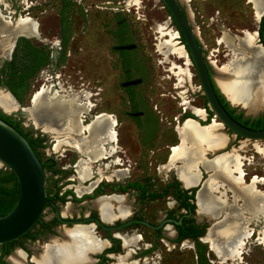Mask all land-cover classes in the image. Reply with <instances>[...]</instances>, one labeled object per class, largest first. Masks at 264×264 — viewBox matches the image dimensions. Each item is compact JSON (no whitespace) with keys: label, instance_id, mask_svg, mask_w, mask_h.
<instances>
[{"label":"rangeland","instance_id":"rangeland-1","mask_svg":"<svg viewBox=\"0 0 264 264\" xmlns=\"http://www.w3.org/2000/svg\"><path fill=\"white\" fill-rule=\"evenodd\" d=\"M20 1L0 0V9L4 11V7H7L17 16L16 8L20 6ZM106 3L116 4L117 7L108 8ZM182 4L191 16L218 84V80L225 76L220 67L233 58L231 47L237 48L246 33H255L257 36L261 18L256 20L255 10L249 0H184ZM28 15L38 19L40 35L31 38L19 36L10 60L0 53V88L10 91L20 105L25 107L32 105L34 92L49 82H59L64 94L75 91L82 96H79L80 99L90 93V100L94 104L92 114L108 112L118 118L116 131L119 151L116 155L123 159V167L129 168L127 180L144 182L146 178H151L153 182L150 187L160 190L166 180L177 178L174 168L159 170L160 165L168 162L171 147L181 141L175 130L177 124L184 123L189 117L208 124L216 116L213 114L211 120H208L209 105L197 70L162 0H28ZM226 35L233 38L232 44L222 42V37ZM11 41L8 37L4 43ZM242 46L247 48L243 44ZM3 49L4 47L2 51ZM247 49L254 56L256 48ZM225 97L229 99L226 95ZM228 101L237 112L264 116V105L259 109L256 101L252 102L253 108L256 107L255 111L242 100ZM20 109L22 108L17 110ZM196 109L204 111V119L193 113ZM15 111H8L11 113L9 115L19 121L26 131L40 136L45 134L50 140L52 136L60 135L53 130L45 131L35 127L28 116ZM186 113L193 116H187ZM89 119L87 117L86 121L89 122ZM54 124L58 128L63 126L56 118ZM222 131L228 138L226 146L208 151L206 159H214L222 155L220 153L237 149L246 173L245 182L250 183L254 176L264 178V139L238 136L223 124ZM62 136L76 135L65 131ZM54 146L55 142H48L40 150L44 160H54L56 169L62 170L61 165H65L61 161V158L64 160L62 153L68 154L77 163L80 156L73 150L65 151L68 147L64 144V148L60 147L59 150ZM175 164L183 163L178 160ZM98 166L94 170L106 171L98 169ZM121 167L119 164H112L108 168L112 170ZM67 170V174L59 179L60 171L45 169L47 196H53L59 188L64 191L71 188L72 184H78L77 172L71 167ZM9 171L10 168L0 161V173ZM199 171L204 178L212 173L206 166H201ZM105 175L111 176L113 173L107 171ZM67 177H76V180L70 181ZM257 188L264 191V180H259ZM72 189L75 190V187ZM133 190L130 189L126 195L128 208L112 204L113 219L118 216L123 220L127 218L125 216L130 213L135 200ZM105 192L111 194L112 190ZM217 192V195L224 192L229 203L235 204L217 209L212 219L199 217V213L197 216L207 219L208 226L212 221L223 219L221 224L243 221V226L252 229L253 234L246 239L240 256L222 262L207 243L199 240L192 242L191 249L164 250L157 258L161 261L159 264H264V211L256 214L254 208L245 202V194L237 191L230 183L228 186H220ZM114 195L118 197V194ZM254 198L258 203L264 201L259 194ZM73 204L72 213L79 211V204ZM94 204L97 206L95 201ZM146 205V212L155 214L164 205V201L147 202ZM60 208H64L63 212L67 214L72 206L69 203ZM97 208L99 209L98 206ZM49 212L50 207L43 214V219L49 216ZM234 212L239 213L243 219L238 218ZM135 227L133 229L136 230ZM129 233H132L130 228ZM136 233L143 235L145 241H151L150 228L140 226ZM218 239L223 243L222 236ZM131 252L126 256H119L114 263L123 257L128 259ZM23 262L20 259L17 264Z\"/></svg>","mask_w":264,"mask_h":264},{"label":"bare ground","instance_id":"bare-ground-1","mask_svg":"<svg viewBox=\"0 0 264 264\" xmlns=\"http://www.w3.org/2000/svg\"><path fill=\"white\" fill-rule=\"evenodd\" d=\"M181 2H184V0H181ZM249 2L252 3L255 10L256 20H259L264 12V0H249ZM39 35L40 25L38 19L27 14L26 16L20 15L16 21H9L0 14V53L6 59L10 60L12 58V52L16 47L19 36L31 38ZM8 37L12 41L5 44L4 42ZM221 40L226 45L233 43V38L229 35L223 36ZM242 44L247 48L255 47L254 56ZM231 48L233 58L220 67L225 76L223 79L218 80V85L232 102L242 100L255 111L256 107L253 108L252 102L256 101V105L260 109L264 105V48L258 44L255 33H246L245 37L238 43L237 48ZM176 50L179 51L178 48ZM90 95V93H86L85 98L80 99L82 96L75 91H67L64 94L59 82H49V84H44L34 92L31 101L34 105L27 108L21 106L10 91L0 88V107L2 109L8 112L24 108L29 112L28 117L35 127L45 131L53 130L55 133L60 134L55 139L54 148L56 150H59L61 145L67 144L81 154L75 165L80 182L75 185L78 195L91 191L98 182L105 178L112 180L111 176H120L122 171L114 170L113 175L108 176L105 175L107 171L98 172L94 170V165L105 158H114L111 163L116 165L121 164L122 161L116 157L118 145L115 143L118 142V132L116 131L119 124L118 118L108 112L92 114L94 104L90 100ZM203 112L201 109L194 110V113L202 119H204L202 117L204 116ZM87 117L90 118L89 122L86 121ZM55 118L63 124L62 128L55 126ZM220 128H222V123L218 122L216 118H213L212 123L206 125L193 117H189L184 123L179 122L175 130L181 141L171 147L168 162L166 165H160L159 170L168 167L176 168L180 177L185 182H189L190 178L196 179L190 174L192 167L199 169L203 164L207 168L213 169V174L208 177L198 193L200 215L208 211L214 215L215 211L223 206L222 200L215 195L220 180L232 181L237 191L245 194V202L254 208L256 214L264 211V201L258 203L254 200V197L258 194L264 198V191L257 188L259 180H264V178L254 176L250 183L245 182L246 173L238 150L233 152L231 150L229 151L231 153L217 156L212 160H207L204 157L207 145L218 146ZM65 131L76 136H62ZM84 133L88 136L83 138L78 136V134L83 135ZM178 160L183 164L177 166L175 163ZM110 165L108 164L106 168ZM225 170H229L228 176L224 175ZM88 182L91 183L86 187L85 184ZM126 198V195H118V197L116 195H104L96 199L95 203L100 209L102 218L110 222L114 218L111 211L112 204L116 203L119 207L128 208ZM237 217L243 219L239 213ZM228 222L225 226L220 223L214 224L203 239L222 262L239 257L246 239L252 235V229L243 226V221ZM95 229V224L77 226L74 229L76 242L70 244L56 242L54 245L46 246L45 254L41 255L38 261L41 264H65L66 259V261L78 260V262L84 264L83 262H86L84 255L86 252L90 250L97 251L101 245L105 244V241L96 233ZM220 236L224 238L223 243L219 242L218 237ZM123 239L126 245H131L139 241L140 236H125ZM20 259L24 260V253L18 249L11 255L10 260L13 264H17ZM115 264H139V262L136 260L129 261L126 257H123Z\"/></svg>","mask_w":264,"mask_h":264},{"label":"flooded vegetation","instance_id":"flooded-vegetation-1","mask_svg":"<svg viewBox=\"0 0 264 264\" xmlns=\"http://www.w3.org/2000/svg\"><path fill=\"white\" fill-rule=\"evenodd\" d=\"M19 5L21 6V8L20 6L16 8V15L18 16L19 14H21L26 16L28 14V0H21L19 2ZM0 14L3 16V18H8V16H6V14L3 15L1 11ZM262 17L259 20L260 23L258 25V30L256 31L258 42H262V36H264V24H262L261 22ZM237 113H243L245 117L251 118H257L260 116L245 114V112L242 111ZM78 136L83 138L87 137L88 134H78ZM42 137L44 139L43 144H47L48 142H55L56 139V137L52 136L50 140L45 137V134H42ZM67 147L68 148H66L65 151L73 150L77 154V156H81V154L74 150L72 147L68 145ZM63 148L64 147H62L61 145V149ZM118 151L119 150H117V152ZM61 157L64 158V160L61 158V161L65 165H61L62 170H59L61 174L59 179H62L63 176L67 174L68 167L73 168L76 172L75 160L72 161L68 154L62 153ZM116 157H118L121 161L123 160L117 155ZM105 159L108 161L105 162ZM105 159L101 162H97L94 167L96 165H99L98 169L102 168L106 171H110L111 173H113L114 170H122L120 172V176L112 177V180H116V182L105 178L104 180L98 182L91 191L84 192L81 195H78L76 193V190L72 189L73 187H75V185L72 184L71 188L65 189L64 191H61L59 188V190H57L53 196H48V198L58 206L61 216L64 219L81 220L88 217L93 218L90 222H87L86 225H88V223L95 224V231L99 236H103L101 238L105 241V244L99 252H91L89 254V264H113L119 256H126L129 251H132L130 256L128 257V259L131 261L136 260L139 262V264H159L161 263V261L157 260V258L162 255L161 253L164 250L172 251L174 249L181 248V250L184 251L185 248H192L191 244L193 241L197 242L204 239L203 237H205V235L207 234V229L209 227L207 223L208 220L205 219L206 217L204 219H200L197 216V204L196 208H194V202L196 203V196L194 201L192 197V191L190 190L191 188L185 187L178 176L177 178L166 180L160 190H154L152 187H150V183L153 182L151 178L145 179L144 182L140 181L142 183L141 189L136 187H128V189H124L129 183L136 182H130L129 180H127V178L129 177L128 166L123 167L124 162H122L121 164H119L122 166L121 168L112 170L109 168L106 169V166L108 164H111L113 158L111 157ZM65 161H69L70 163ZM204 179L205 178L203 176L202 181ZM67 180L75 181L76 177H67ZM79 183L80 182L78 179V184ZM90 183L91 182L86 183L85 186H89ZM108 189L112 190L111 194H105V191ZM130 189H134L133 193L135 195V200L133 207H131L130 213L125 216L127 218L123 220L122 217L118 216L117 218L113 219L112 222L107 223L108 226L111 227L110 229H106L102 225L98 224L95 218H99L101 213L97 206H95L94 201L100 196L104 195H127L129 194ZM143 189L147 190L144 192ZM153 194H156V197H153ZM162 200L164 201V205L161 206L155 214L146 212L148 210V208L146 207L147 202L157 203ZM73 201L79 204V211H75L74 213H72V211L74 210ZM68 203L71 204L72 209L69 213L64 214V208L61 209L60 206L66 207ZM87 206L90 209L87 208ZM48 207L51 208V212L48 213V217L43 219V214L46 213ZM44 213L42 214L36 225L28 232L27 236L19 238L16 242L1 244L0 264H13L10 258L11 255L18 249H20L24 253L23 264H39L38 258L45 253L46 246L54 245V243L56 242L62 243L69 239V237L65 234V231L69 228H73L74 224L70 222L64 223L60 221L58 219L57 210L51 203L47 204ZM136 220L147 221L152 224V226ZM129 221L133 222L128 225H124ZM133 226H136V230H138L140 226L150 228L152 234L151 241H145V237L143 235H138V233H136V230L133 229ZM129 228L132 233H129ZM125 235L140 236V239L139 241L127 246L123 242V236Z\"/></svg>","mask_w":264,"mask_h":264},{"label":"water","instance_id":"water-1","mask_svg":"<svg viewBox=\"0 0 264 264\" xmlns=\"http://www.w3.org/2000/svg\"><path fill=\"white\" fill-rule=\"evenodd\" d=\"M162 2L169 11L170 16L175 22L176 26L178 27L180 36H182L185 41L184 45L190 56V59L192 60L197 70L204 95L208 101V105L214 112L216 119H218V122L222 123L224 127L235 133L236 135L254 140H263L264 128L252 129L241 124L231 116V114L221 103L216 92L214 82L216 83L218 88L220 87L210 70L212 64L204 53V47L202 45L200 37L198 36V33L194 25L192 24L191 18L181 0H162ZM105 5L106 7L112 9L117 7L116 4L113 3H106ZM258 44H260L264 48L263 42H258ZM222 93L224 92L222 91ZM33 105L34 104L26 107L30 108L33 107ZM0 109L8 115L11 114L10 112H6L1 107ZM15 113L23 114L26 116H28L29 114V112L24 108L16 110ZM210 123H212V121L209 122V124ZM0 161H2L7 167H9L12 172H14L19 183V197L15 206L8 213L0 216V244L13 242L27 234L39 221L40 217L46 209L47 204L49 203L55 206L58 219L64 223H73V227L77 225H86L87 222H90L93 219L91 217H88L81 220H72L64 219L61 216L58 206L47 196L45 187L46 174L40 158L32 148L28 139L14 126L10 125L8 122L2 119H0ZM179 179L181 180L180 177ZM202 179L203 175L200 176V180L197 182V184L193 186H187L181 180L185 187L192 188L198 186V190L196 192L197 212L199 210L198 193L207 181L208 177L203 181ZM95 220L104 228H111L107 224L109 222L104 220L101 214L100 217L95 218ZM221 220L212 221L211 225L215 222H220ZM136 221H141L152 226V224L144 220ZM132 222L133 221H129L124 225H128ZM91 224L92 223H88V225ZM211 225L207 229V234L208 230L211 228ZM207 234L205 235V237L207 236Z\"/></svg>","mask_w":264,"mask_h":264},{"label":"trees","instance_id":"trees-1","mask_svg":"<svg viewBox=\"0 0 264 264\" xmlns=\"http://www.w3.org/2000/svg\"><path fill=\"white\" fill-rule=\"evenodd\" d=\"M262 24H264V15L262 17ZM175 23V22H174ZM178 28V27H177ZM264 33V30H263ZM264 36H262V42L264 43ZM183 43H185L183 37L181 36ZM211 70V67H210ZM214 86L216 89V92L218 94V97L223 104V106L226 108V110L231 114V116L236 119L241 124L252 128V129H263L264 128V116H259L257 118H251V117H245L243 113H237V110L231 106L230 102L227 100L225 95L221 92V90L217 87L216 83L214 82ZM209 116L208 120H211V117L213 116L214 112L211 110V108L208 106L207 108ZM187 116H193L191 113H186ZM0 119L8 122L10 125L14 126L18 131H20L29 141L32 148L40 158L44 169L52 170L53 172H59L58 169L54 167V160L52 158H48L46 160L43 159L42 152L40 150L41 147H43L44 139L42 136L34 135L31 131H26L21 125L20 122L17 121L13 116L8 115L4 113L0 109ZM210 121H208L209 123ZM10 183V185H8ZM179 183V181H178ZM128 187H136L140 188L142 187V183L140 181H136L135 183H129L124 189H128ZM147 189H143L145 192ZM192 191V197L195 201L196 192L198 190L197 187H192L190 189ZM69 192V191H68ZM19 197V183L17 180L16 175L11 170L9 172L0 173V216L8 213L12 208L15 206L17 200ZM153 197H156V194H153ZM194 208H196V203L194 202ZM25 234L24 236H27ZM16 241V240H15ZM13 241V242H15Z\"/></svg>","mask_w":264,"mask_h":264},{"label":"crops","instance_id":"crops-1","mask_svg":"<svg viewBox=\"0 0 264 264\" xmlns=\"http://www.w3.org/2000/svg\"><path fill=\"white\" fill-rule=\"evenodd\" d=\"M203 118H204V116H202ZM206 125V124H205ZM221 130V131H220ZM219 135H220V142H219V144H218V146H209V145H207L206 146V149H205V153H204V157L206 156V154H207V152L208 151H215V150H218V149H221V148H224L225 146H226V144H227V142H228V138H227V136L223 133V131H222V128H220L219 129ZM208 150V151H207ZM234 150H237V149H233L231 152H233ZM231 152H226V153H224V154H222V155H218V156H223V155H225V154H229V153H231ZM217 157V156H216ZM206 158V157H205ZM177 166H180V165H177ZM201 166H205V165H201ZM200 166V167H201ZM199 167V168H200ZM194 167H192V169L190 170V174L192 175V176H194L196 179L195 180H193L192 178H190L189 179V182H185L184 180H183V178H181L180 177V175L178 174V171L176 170V168H175V170H176V172H177V175L181 178V180L184 182V184L185 185H187V186H193V185H195V184H197V182L200 180V173H199V169H197V168H194ZM208 170H212V173L210 174V175H212L213 174V169L212 168H207ZM195 171V172H194ZM199 173V174H197V173ZM225 173H224V175H229V170H225L224 171ZM209 175V176H210ZM229 182H230V184H232L233 185V183H232V181H225V180H220L219 182H218V186L216 187V192H215V195L217 196V197H219L221 200H222V202H223V206L221 207V209L224 207V206H227L228 204H235V203H229V201L227 200V197H226V195H225V193L224 192H222L221 194H219V195H217L216 193H218L217 192V190L219 189V187L220 186H222V185H226V186H228V184H229ZM224 183V184H223ZM198 213H200L199 212V210H198ZM234 214L236 215V216H238V213H235L234 212ZM199 216H205V217H207V218H213L214 216H215V214L214 215H212V214H210L209 213V211L208 212H205L204 214H202V215H200L199 214ZM216 223H220L221 224V222H215V223H213L212 225H211V227L214 225V224H216ZM229 222L227 221V222H224V224H222V226H225V225H227ZM77 226H86V225H77ZM77 226H75V227H73V228H69V229H67L66 231H65V234L69 237V239L68 240H66V241H64V242H62V243H60V244H67V243H74V242H76V236H75V233H74V229L77 227ZM57 243H59V242H57ZM103 246L104 245H101L100 246V248H99V250H97V251H89V252H86L84 255H85V257H86V262H83L84 264H89L90 263V258H89V254L91 253V252H99L102 248H103ZM45 254V253H44ZM43 254V255H44ZM65 259V258H64ZM63 259V260H64ZM39 262V261H38ZM39 264H41V262H39ZM65 264H81L80 262H78V260H67L66 261V259H65ZM113 264H115V263H113Z\"/></svg>","mask_w":264,"mask_h":264},{"label":"built area","instance_id":"built-area-1","mask_svg":"<svg viewBox=\"0 0 264 264\" xmlns=\"http://www.w3.org/2000/svg\"><path fill=\"white\" fill-rule=\"evenodd\" d=\"M0 11H1V13H2L3 15L6 14V16H8L7 19H9L10 21H16V19H18L19 16L21 15V14H19L17 17L14 16L13 14H14L15 12H11V11H9V9H8L7 7H4V11H5L6 13H5L4 11H2V9H0Z\"/></svg>","mask_w":264,"mask_h":264}]
</instances>
